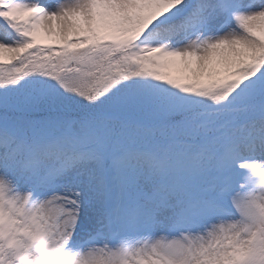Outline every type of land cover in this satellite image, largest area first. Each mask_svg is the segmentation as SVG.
<instances>
[{
	"label": "snow or ice",
	"instance_id": "obj_1",
	"mask_svg": "<svg viewBox=\"0 0 264 264\" xmlns=\"http://www.w3.org/2000/svg\"><path fill=\"white\" fill-rule=\"evenodd\" d=\"M0 264H264V0H0Z\"/></svg>",
	"mask_w": 264,
	"mask_h": 264
}]
</instances>
